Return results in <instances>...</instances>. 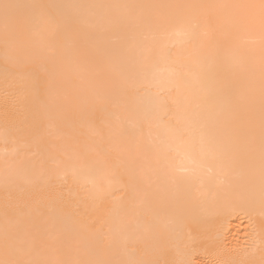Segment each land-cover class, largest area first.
<instances>
[{
    "label": "bare ground",
    "instance_id": "bare-ground-1",
    "mask_svg": "<svg viewBox=\"0 0 264 264\" xmlns=\"http://www.w3.org/2000/svg\"><path fill=\"white\" fill-rule=\"evenodd\" d=\"M0 73V264H264V0H0Z\"/></svg>",
    "mask_w": 264,
    "mask_h": 264
},
{
    "label": "rangeland",
    "instance_id": "rangeland-1",
    "mask_svg": "<svg viewBox=\"0 0 264 264\" xmlns=\"http://www.w3.org/2000/svg\"><path fill=\"white\" fill-rule=\"evenodd\" d=\"M9 74H10V73H9ZM6 75H7V73H0V76H2V77H3V76H6ZM11 75H12V77H13L15 74H11ZM8 76H9V78H11L10 80H12V81L8 80V81H10V84H11V82H13L12 84H14V86L11 84V87H13V89H11V87L8 88V85L6 86V84L8 83V81L6 80V78H8V77H3V78H5V79H3V78L0 77V78L3 79V81H4V83H3V82H1V79H0V96H3V95H4V96H8V95H9V97H10V96H12V97H16V96H18V93H19V95H20V93H21V91H19V89H21V90L23 89V90H24L23 87H24L25 85H28L29 83H28L25 79H23L22 77H21V79H20V76H21V75H18V76L15 75L16 77H15V76L13 77V78H15V80L12 79V77H11L10 75H8ZM17 79H18V80H17ZM5 80H6V81H5ZM13 80H14V81L17 80L16 82H20V80H21V83H22V84H23L24 82H25V83H24L23 86H22L21 83H20L21 85H20L19 83L17 84L16 82L14 83ZM23 81H24V82H23ZM2 83H3V84H2ZM26 83H27V84H26ZM8 84H9V83H8ZM16 85H19V87L15 88ZM9 86H10V85H9ZM28 86H30V88L27 87V86H25V88L27 87L25 90H27L28 88H29V90L31 89V84H29ZM20 87H22V88H20ZM7 89H9V90H7ZM11 90H13L14 92L16 91V93L14 94V92H12V93L9 94V91H11ZM25 90H24V92H22V93H27V92L29 91V90H27V91L25 92ZM28 93H32V91L30 90ZM28 93H27V94H28ZM6 94H7V95H6ZM22 95H23V94H22ZM22 95L19 96V97H23ZM27 96H28V98H29V94H28V95H26V94L24 95V101H26L25 99L27 98ZM28 98H27V99H28ZM27 102H28V100H27ZM51 135H52V134H51ZM51 135H50V134H49V135L46 134V135H44V137H45V136H47V137L49 136L48 139H49V140H52V141L59 140L58 138L62 137V136H60V137H59V136H58V137H54V134H53L52 136H53L54 138H51V137H52ZM56 136H57V135H56ZM16 137H17V136H16ZM16 137H15V138H16ZM18 137L20 138V136H18ZM26 137L29 138L30 136H29V137H28V136H25V137L22 136V137L20 138V140H18L19 138L15 139L14 137H11V138H13V140H15V142H14V143H15L14 149H12V148H13L12 145H10L11 147H9V145H3V149H1L2 146H0V157H2V156H3V157H7V156H8V157H12V158L14 157V158H15L16 156H19V155H21L22 153H25V154H22V155H23L22 158H21V156H20V158H21L22 160H24V159H27V160H30V159L32 160V159H33L34 161L38 160L39 157L41 156L40 152H39L38 150H36L35 148H33V149L31 150V147L27 146V144L24 143L25 140L27 139ZM47 137H45V138H47ZM25 138H26V139H25ZM56 138H57V139H56ZM22 139H25V140H22ZM18 141H19V142H18ZM17 142H18V143L21 142V143H20L21 145L18 146ZM22 145H23V147H21ZM4 146H5L6 148H5ZM7 146H8L9 148H7ZM25 146H27V147H25ZM17 147H18L19 149H18ZM54 147H55V146H52V148H54ZM4 148H5L7 151H8V149H9L10 151H11V149H12L13 151H14L15 149H17V151H16V150H15V151L18 152L19 155H16V152H15V151H14V153H13V151H11L13 154H10V151H8V153H6V152H5L6 150H5ZM49 148L52 149L51 146H49ZM1 150H2V152L4 151L5 153H2ZM34 150H35V151H34ZM29 151H30V152L33 151V152L30 153ZM21 152H22V153H21ZM38 152H39V153H38ZM26 154H27L28 156H27ZM29 154H30V155H29ZM36 155H37L38 157H37ZM39 155H40V156H39ZM8 157H7V158H8ZM28 158H29V159H28ZM35 158H36V159H35ZM245 229H246V224H245V223H242L241 226H240V229H239V232H240L241 235H243V234L245 233Z\"/></svg>",
    "mask_w": 264,
    "mask_h": 264
}]
</instances>
